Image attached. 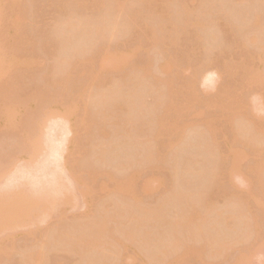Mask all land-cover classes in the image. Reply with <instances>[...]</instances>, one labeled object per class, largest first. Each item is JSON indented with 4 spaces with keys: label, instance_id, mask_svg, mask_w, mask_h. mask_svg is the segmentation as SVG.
<instances>
[{
    "label": "rangeland",
    "instance_id": "obj_1",
    "mask_svg": "<svg viewBox=\"0 0 264 264\" xmlns=\"http://www.w3.org/2000/svg\"><path fill=\"white\" fill-rule=\"evenodd\" d=\"M113 13L121 24L110 38L104 34L110 24L106 27L103 23ZM256 13L261 23L254 20ZM78 20L85 25H96L102 20L101 28L103 24L106 30L99 33L105 37L99 36L95 25H87V30L79 28L83 37L78 35V27L71 28L77 32L68 35L67 30L71 29L67 27ZM263 24L264 0H0V104L9 103L6 115L0 114V197L5 191L17 192L19 186L28 183L24 186L28 198L19 204L10 226H5L0 216V264H17L18 260L20 263L19 258L26 254L24 246L29 251L44 240L49 245L42 246H46L45 264H147L158 253L160 243L170 247L176 238H181L182 245L178 243L175 251H166L169 256L165 253V258L160 257L165 264L169 260L170 264H237L245 255L248 262L242 264H264V205L259 204L264 202ZM61 30L65 34L57 33ZM249 32L257 34L255 41L246 39ZM89 33L94 43H88L91 48H86V44L87 50L81 49L80 55L78 40L87 38ZM59 35L68 37V47V40L63 37L59 45ZM72 38L77 49L72 46ZM81 41L79 45L88 42ZM71 46L72 60L67 58L70 63H61L64 67L60 69L59 56ZM164 62L168 66L163 70L160 65ZM118 83L122 88L120 95L111 86ZM109 86L117 90L115 98L110 93V100L101 101L103 107L98 99L101 108L88 104L93 92L97 97L104 90L113 92ZM128 90L132 100L138 101L134 107L140 108L139 112L132 108V101L125 100L129 98ZM66 108L70 110L65 111ZM103 108L109 110L104 113H111L103 115ZM63 110L69 112L65 115L71 113L68 119ZM248 117L255 123L247 125ZM35 120L42 123L40 134H45L47 147L40 143L43 154L40 149L39 159L36 156L26 163L24 157L29 150L23 139L33 133L31 123ZM161 120L163 126L159 130L157 124ZM207 122L211 124L209 128ZM175 123L184 125V131L175 130ZM146 149L150 156L145 157L149 155ZM34 161L35 169L29 170ZM54 168L57 184L50 181ZM30 178L44 183L33 186V182L30 186ZM25 180L27 183L21 184ZM122 184L132 186L134 200L130 193L117 187ZM174 192H178L175 200ZM188 192L192 193L187 195L189 198ZM167 197L171 200L167 201ZM183 197L185 203L180 205ZM162 200L169 203L164 205ZM159 203L164 208L158 218L128 221L131 213L141 216L140 206L153 210ZM30 205L32 212L28 210ZM183 210L199 218L188 222V226L186 220L176 225L173 222L177 217L187 215L179 216ZM108 213L113 221L110 216L105 217ZM103 215L109 220L105 235L101 236L106 242L101 237L100 240L108 244L91 249L87 245L92 235L85 233ZM120 217L125 218L122 226ZM203 218L207 219L200 224ZM90 222L91 227L84 224ZM197 225L203 226H199L203 234H194ZM126 226L135 229V236L127 240L123 233ZM63 227L66 229L62 232L72 237L81 235L84 244L76 243V250H71L74 244L69 249L73 239L70 237L69 241L63 235L64 240L59 232ZM188 229L195 237L190 236ZM47 231L50 232L46 234ZM53 234L60 240L53 242ZM213 237L231 243L218 253L210 249ZM163 238L167 240L162 241ZM133 240L137 241L132 243ZM53 243L59 245L52 246ZM118 249L120 258L116 255V262L112 258ZM102 253L105 258L97 260ZM158 260L148 264H160Z\"/></svg>",
    "mask_w": 264,
    "mask_h": 264
},
{
    "label": "bare ground",
    "instance_id": "obj_2",
    "mask_svg": "<svg viewBox=\"0 0 264 264\" xmlns=\"http://www.w3.org/2000/svg\"><path fill=\"white\" fill-rule=\"evenodd\" d=\"M109 12H110V11H109ZM111 13H112V12H111ZM106 14H107V13H105V15H106ZM109 14H110V13H109ZM114 14H115V13H113V15L111 14V16H109V15L106 16V17H105V18H106L105 23H103V21H104L105 18L103 19V21H102V20H99V21L97 20V21L100 22V23H101V21H102V23H103L104 25L107 24V23L110 24V27L107 28L108 33H107V32L104 33L105 30H106V28H104L103 24H102V28H101V24H100V23H97L98 25H97V24L95 25V24L92 23V25H95V29H96L97 31L99 30L98 33H99V32H102V34H103V33H104V34H109V35H106V37H107V36H110V38H111V37L113 38V36L116 35V33H117L118 30H119L118 28H120V24H121V23H120L119 20L115 17ZM256 14H258V13H256ZM112 16H114V17L112 18ZM108 17H109V19H108V22H107V18H108ZM110 17H111V18H110ZM253 17H254V16H253ZM259 17H260V16H259V14H258V16H255V17H254V20H256V21L259 20V21H260V18H259ZM114 18H115V20H113ZM110 19H112V20H110ZM109 20H110L111 23L109 22ZM116 20H117V21H116ZM76 21H77V20H76ZM76 21H75V22H76ZM78 21H79V20H78ZM75 22L72 21L73 24H71V27H70V26H68V27L66 26V27H67V29H71V28L75 29V28L78 27V29H76L78 32H77V31H74V30H72V29H71V32H69L70 30H67L66 27H64V28L68 31V32H67L68 35H71V34H73V33L75 34V32H77L78 35H80V36L83 37V34H82L83 32H81V29H79V28L82 27V28H84L85 30H87V27H88L87 25H90V28H91V27H94V26H92V25L89 24V23L86 24V25L83 24V22H81V20H80L77 24H76ZM67 23H69V21H68ZM74 23H75V24H74ZM86 23H87V22H86ZM118 23H119V24H118ZM260 23H261V21H260ZM260 23H258V25H259ZM109 24H107V25H105V26L107 27V26H109ZM67 25H69V24H67ZM118 25H119V26H118ZM263 27H264V24H263ZM103 28H104L105 30H104ZM116 29H118V30L115 31ZM85 30H84V34H85V32H86ZM89 30H90V29H89ZM100 30H101V31H100ZM63 31H64V30H63ZM63 31H62V30H61V32H60V31H57V33L60 34V33H62ZM73 31H74V32H73ZM92 31H94V32L96 33L95 30H92ZM65 32H66V31H65ZM79 32H80L82 35L79 34ZM89 32H91V30H90ZM77 33H76V34H77ZM95 33H93V35H94ZM98 33H97V34H98ZM62 34H65V33H62ZM91 34H92V33H89V34H87V36H88V35H91ZM99 34H100V35H99ZM99 34H98L99 36H101V37L103 36L101 33H99ZM95 35H96V34H95ZM98 35H97V36H98ZM254 35H255V34L252 35V34L249 32V34H248V36H247L246 39H247L248 41H249V40H250V41H255V39H256L255 37L257 36V34H256V36H254ZM57 36H58V35H57ZM59 36H60V37L58 38V40L61 38L60 41H58V42H59V45H60V42H61V40H62V37L64 38L65 41L68 40V37H66V36H65L66 39H65V37H64L63 35H62V36L59 35ZM75 36H76V35H75ZM80 36H79V37H80ZM97 36H95V37H97ZM99 36H98V37H99ZM76 37H78V36H76ZM79 37H78V38H79ZM88 37H89V36H88ZM88 37H87V38H88ZM92 37H93V36H92ZM98 37H97V38H98ZM103 37H105V36H103ZM257 37H258V36H257ZM78 38H76V39H78ZM84 38H85V39H84ZM84 38H80V41L78 40V43H79V44L82 43V41H81L82 39H83V42H86V40H88V42L83 43V44H82L83 46H82V45H79V44L77 45V46H79V47L81 46V47H83V48H81V47L78 48V47H76V45L74 46V43H73V42H75V40H74V38H72V39H73V41H72V44H73V45H72V46H74V49H77V48H78L77 50H79V51H78L79 53H80V52H81V53L83 52V51H81V49H82V50L84 49V51H86V50H87V49H86L87 47L90 46L89 48H91L92 45H90V44H91V43H94V42H93L94 40L91 41L92 38L89 37L90 40H89V38L87 39L86 36H85ZM108 38H109V37H108ZM95 39H96V38H95ZM211 39H213V38H211ZM84 40H85V41H84ZM62 43H63V45H61V47H62V46L64 47V42H62ZM67 43H69V40H68V42H66V45H67V47H68V44H67ZM76 43H77V42H75V44H76ZM88 43H90V44H88ZM86 44H88V46H86V48H85V45H86ZM66 45H65V46H66ZM69 46H70V45H69ZM72 46L69 47V48H70L69 50H67L68 48L66 47V49L64 50V53L61 52L62 54H60L61 56H59V59H60V57H61V59L58 60V62H57V65L60 64V65H59V66H60V69H62V68L64 67V66L62 65L63 63L68 62V59L70 60V58H72V55H71V54H72V51H73ZM59 48H60V47H59ZM60 49H62V48H60ZM60 49H58V50H60ZM85 49H86V50H85ZM77 50H74V52L77 53ZM70 51H71V52H70ZM59 52H60V51H59ZM67 52H68V53H67ZM65 53H67V54H65ZM69 53H70V55H69ZM81 53H80V55H81ZM77 54H78V53H77ZM58 55H59V54H58ZM62 55H63V56H62ZM67 55H68V57H66ZM0 56H1V55H0ZM75 56H76V54H75ZM69 57H70V58H69ZM73 57H74V56H73ZM76 57H77V56H76ZM67 58H68V59H67ZM117 59H118V57H117ZM119 59H120V58H119ZM71 60H72V59H71ZM71 60H70V61H71ZM121 60H122V59H121ZM0 61H1V60H0ZM59 61H60V62H59ZM70 61H69L68 63H70ZM108 62H109V61H108ZM61 63H62V64H61ZM164 63H165V64H164ZM164 63L162 64V66L160 65V67H161L160 69H163V70H164L165 68H167L168 65H166V62H164ZM167 64H168V63H167ZM57 65H56V66H57ZM62 66H63V67H62ZM65 66H66V64H65ZM164 67H165V68H164ZM56 68H59V67L57 66ZM139 85H140V84H139ZM111 86H113V87L115 86L114 88H116L118 91H117L116 89H113ZM111 86H109L108 88H109V89H113V92H111V91L109 92V90H107L108 92H106L105 90H104V92L101 91L102 93H101L100 91H98V92H100V94L97 92V93L99 94V97H100V98L97 97V96H96V93L93 92L92 95H91V97H90V96L88 97V98H90V99H89V100L87 99V101H89L88 104H89V105H92V106H94L93 104H95V105L97 104L96 106H98V103H97V102L100 101V104H101V101H104L105 99L108 101V99H109V97H110V95H109L110 93H113V95L111 94V97L113 96V98H115L116 96L114 95V93H116V92H114V91H117V93H118V92H120V89L122 90V88L120 87L121 85H120L119 83H118L117 85H116V84H113V85H111ZM118 86H119V87H118ZM117 87H118V88H117ZM122 87H123V86H122ZM129 90H130V89H129ZM129 90H128V92L126 93V94L129 95V96H128L129 98H126L127 95L124 94V95H125V98H126L125 100H127V101L130 100V102L132 101L131 104L134 103V105L132 106V108H133V107L135 106V104H137L138 101L135 103V102H134L135 100H132V99H134V98L131 97V96H132V92H129ZM131 90H132V89H131ZM131 90H130V91H131ZM117 93H116V95H117ZM124 93H125V92H124ZM133 93H134V92H133ZM94 94H95V96H94V98H92ZM118 94L120 95L121 92L118 93ZM130 94H131V96H130ZM134 94H135V93H134ZM95 97H96L97 99H96ZM130 98H131V99H130ZM135 98H137V97H136V94H135ZM91 99H93V100H91ZM94 99H95V100H94ZM98 99H99V101H97ZM128 99H129V100H128ZM109 100H110V99H109ZM90 101L92 102L91 104H90ZM94 102H95V103H94ZM6 103H7V102H6ZM106 103H107V102L105 101V104H106ZM127 103H129V102H127ZM7 104H9V103H7ZM7 104H5V102H3V103L1 102V104H0V114H2V115H6L4 112H5L6 108L8 107ZM100 104H99V105H100ZM101 105H102V104H101ZM103 105H104V103H103ZM103 105H102L101 107H103ZM106 105H107V104H106ZM129 105H130V104H129ZM140 106H141V105H140ZM86 107H87V105H86ZM98 107H99V106H98ZM101 107H99V108H101ZM104 107H105V106H104ZM136 107H138V106H136ZM54 108H55V107H54ZM57 108H58V107H57ZM129 108H131V106H129ZM134 108H135V107H134ZM68 109H69V108H66L65 111H67ZM61 110H62V109H61ZM69 110H70V109H69ZM69 110H68V111H69ZM101 110H102V109H101ZM101 110H100V111H101ZM107 110H108V109H107ZM107 110H105V109L103 108L102 111H103V113H104V112L107 111ZM132 110H133V109H132ZM135 110H138L137 112H139V111H140V108H135ZM59 111H60V110H59ZM59 111L57 110L56 112H59ZM65 111L63 110V112H64V115H63V116H67V119H68V117H70V114H71V113H70L69 115H67L69 112H65ZM108 111H109V110H108ZM127 111H128V110H127ZM70 112H71V111H70ZM128 112H129V111H128ZM128 112H127V113H128ZM130 112H131V110H130ZM65 113H67V114L65 115ZM97 113H99L100 115L103 114V113L99 112V110H98ZM110 113H111V112H109V113H104L103 115H106V114L108 115V114H110ZM128 115H129V114H128ZM7 117H8V116H7ZM248 118H249V119H248ZM248 118H247V120H248V124H247V125H250V124H254V123H255L254 120H253V123L250 122L251 119H253L252 117H248ZM250 118H251V119H250ZM67 119H66V121H68V123H67V122H65V123L68 124L67 126H68L69 129H67V127H65V128L69 131V130H70V127H69L70 125H69V120H67ZM247 120H246V121H247ZM71 121H72V120H71ZM71 121H70V122H71ZM249 123H250V124H249ZM31 124H33V127H32V129H31V125H30V126H29V127H30L29 129H31L33 133H29V135H30V136H29V135H25L24 132H23V135H25V136H24V139H23V142H24V144L27 145V148H28V150H29L28 153H26V154L24 153V154H25L24 159H26V163H30L32 160H34V158H36V156H37V160H38V159H39L38 156L40 157L41 154H43V150H42L43 146H44V147H47V146L44 145L46 141L44 142V139H43V137L45 138V136H44L45 134H44V135L40 134V133H41L42 123H41V122H38L37 120H35V121H33V123H31ZM71 124H72V123H71ZM173 125H174V124H173ZM175 125H176V126H173V128H175V130L177 129V131H181V132L184 131L183 128H182L184 125H183V126H182V125H177L176 123H175ZM206 125H208V128H209V125H211V124L207 122ZM65 126H66V125H65ZM162 126H163V121H162V120H161V121H158V124H157L158 129H159L160 127H162ZM181 126H182V127H181ZM247 127H248V126H247ZM184 128H185V126H184ZM208 128H207V129H208ZM210 128L212 129L211 126H210ZM179 129H182V130H179ZM211 129H210V131H211ZM64 130H65V129H64ZM67 130H66V131H67ZM159 130H160V129H159ZM66 131H65V132H66ZM210 131H209V132H210ZM27 132H28V131H27ZM29 132H30V131H29ZM158 132H159V131H158ZM39 134H40V135H39ZM23 135H22V136H23ZM39 136H41L40 138H42V139H40L41 142H38V141H37V139L39 138ZM46 138H47V137H46ZM42 140H43V141H42ZM43 142H44V143H43ZM48 142H49V141H48ZM62 142H63V141H62ZM62 142H61V143H62ZM36 143H37V145H36ZM40 143H41V144L43 143V146H42ZM61 143H60V144H61ZM24 144H22V145L24 146ZM39 144H40V145H39ZM61 145H62V144H61ZM41 146H42V147H41ZM57 146H59V145H57ZM39 147H40V148H39ZM53 147H54V146H53ZM55 147H56V146H55ZM62 147H63V146H62ZM38 148H39V149H38ZM50 148H51V146H50ZM50 148H49V151L51 152ZM60 148H61V147H60ZM60 148H58V149H60ZM148 148H149V147H148ZM37 149L39 150L38 152H37ZM40 149L42 150L41 154H40V151H41ZM53 149L55 150V152L61 151V150H57V151H56L55 148H53ZM61 149H62V148H61ZM44 150L46 151L45 148H44ZM146 151L148 152L149 155H146V154H145V157H146V156H150V155H151L150 152H149L147 149H146ZM147 152H146V153H147ZM44 153H45V152H44ZM151 153H152V152H151ZM24 154H23V156H24ZM52 154L55 155V154H57V153H54V152L52 151ZM52 154L49 153V155H52ZM59 154H60V153H59ZM236 154H237V153L235 152V155H236ZM45 155H46V154H45ZM45 155H44V156H45ZM235 155H234V156H235ZM57 156H58V155H57ZM47 157H48V156H47ZM22 158H23V157H22ZM40 159H42V158H40ZM37 160H36V161H37ZM43 160H44V159H43ZM19 161H20V160H19ZM21 161H22L23 163H25L24 160L21 159ZM36 161H34L35 163L32 162V164H30L31 166H29V168L31 167L32 169H35L34 164H36ZM26 163L24 164V166L26 165ZM123 163H124V162H123ZM20 165H22V164H20ZM20 165H18V166H20ZM32 165H33V167H32ZM16 167H17V166H16ZM36 167H37V165H36ZM212 167H213V166H212ZM29 168H28V169H29ZM31 168H30L29 170H31ZM41 168H42V167H41ZM44 168H45V167H44ZM46 168H47V167H46ZM39 169H40V168H39ZM213 169H214V168H213ZM14 170H15V169H14ZM22 170H24V168H23ZM22 170H20V171H19V170H18V171L15 170V171H17V172H23ZM43 170H44V169H43ZM43 170H42V171H43ZM52 170H53V169H52ZM60 170H61V169H59V171H60ZM56 171H57V170H56ZM31 172H32V171H31ZM44 172H45V171H44ZM50 172H51V171H50ZM53 172H54V173H53ZM57 172H58V171H57ZM212 172H213V171H212ZM212 172H211V174H212ZM29 173H30V171H29ZM33 173H34V172H33ZM26 174H27V173H26ZM44 174H46V173H44ZM51 174H52V175H51ZM54 174L56 175L55 168H54V171H52V172L50 173V175L53 177V179H51L50 181H52L53 183L55 182V184H57V183H58L57 181H58L59 178H58V179H57V177L55 178V175H54ZM19 175H21V174L19 173ZM30 175H31V174H30ZM30 175H29V176H30ZM33 175H34V174H33ZM50 175H48V176H50ZM53 175H54V176H53ZM48 176H47V177H48ZM56 176H57V175H56ZM18 177H19V176H18ZM20 177H21V176H20ZM20 177H19V178H20ZM24 177H25V175H24ZM26 179H27V178H26ZM55 179H56L57 181H56ZM30 180H31V183H32V184L30 183V186H32V185L34 184L33 182H35V184H36V183H38V184L40 183V180H39V182H38L37 180L33 181L31 178H30ZM48 180H49V178H48ZM48 180H47V181H48ZM17 181H18V180H17ZM20 181H21V180H20ZM26 181H27V180H25L24 182L22 181L21 184H25ZM26 183H27V182H26ZM43 183H44V182H43ZM43 183H42V184H43ZM46 183L49 184L50 182H46ZM53 183H52V184H53ZM38 184L33 185V186H38ZM40 184H41V183H40ZM42 184H41V185H42ZM50 184H51V183H50ZM25 185H28V183L25 184ZM25 185H23V186L21 185L22 187L19 186L20 189L18 188L17 192H16V191H12V192H11V191H5V193L7 192V194L3 193V195H1L2 198L0 197V216L3 217L2 221H3V223L5 224V226H7L8 223L13 222V220H11V219L16 218V216H17V214H18V206H19V204L22 203V202H25V201L27 200V198H28L27 195H26L25 189H24V186H25ZM261 185L264 186V179H263V182L261 181ZM15 186H17V185H15ZM148 186H149V185H147V187H148ZM117 187L120 188L121 190H126L127 193H130V194L132 195V196H131V199L134 200L135 197H134V192L132 191L133 188H132L131 185H129V184H125V185H123V184H122V185H117ZM21 188H23V190H22ZM15 189H16V187H15ZM7 190H11V189H7ZM13 192H14L15 194H14ZM11 193H12V194H11ZM127 193H126V194H127ZM189 193H190V192H188V194H186V197H187V198H189V196H187V195H190V196H191V194L193 193V191H192V193H190V194H189ZM8 194H10V195H8ZM175 194H178V192H177V193L174 192V197L172 196V199L174 198V200H175V198H178V197L175 196ZM4 195H5V196H4ZM6 195H7V196H6ZM127 195H128V194H127ZM169 196H171V195H169ZM181 196H182V195H181ZM170 198H171V197H170ZM181 198H182V197H181ZM181 198H179V200H181ZM184 198H185V197H183L182 201H180V203H179L180 205H183L182 202H184V201L186 200V199H184ZM164 199H166V198H164ZM170 200H171V199H169V197H167V201H170ZM163 201H164V200H162V203H163ZM165 201H166V200H165ZM172 201H173V200H172ZM231 201H232V199H231ZM233 202L237 203L236 201H233ZM233 202H231V203H233ZM136 203H137V201H136ZM162 203H159L161 206L158 204L157 207H158V206H159V207H158V208L156 207V209L153 208V210H152V208H151V209H147L146 207H145L146 209H140V208H143V207L140 206V207L138 208V210H140V212H141V216L139 217V215H136V214H138V213L134 214V213H131V212H130L131 215L129 216L128 221H129V222H132V223H133V222H134V223H135V222H136V223H139V221H141V222H142V221H145V220H147V219L150 218V217H156V216L159 214L160 209H163V208H164V205H166V204L169 203V202H167V203H163L164 205H163ZM184 203H185V202H184ZM260 203L264 205V202L259 201V204H260ZM17 204H18V205H17ZM130 204H131V203H130ZM134 204H135V202H134ZM233 204H234V203H233ZM237 204H238V203H237ZM131 206H133V205L131 204ZM36 207H37V206H36ZM36 207H34V208H36ZM135 207H138V206L135 204ZM28 208H29L28 210H30V211L32 212V208H33V207L30 205V207H28ZM119 208H120V207H118V208L115 209V210L117 211ZM128 208H130V207H128ZM131 208H132V207H131ZM133 208H134V207H133ZM121 209H122V208H121ZM122 210H123V211H124V210L126 211V209H122ZM134 210H137V209H134ZM134 210H133V212H134ZM120 211H121V210H120ZM128 211H129V210H128ZM131 211H132V210H131ZM183 211H184V210H183ZM118 212H119V211H118ZM118 212H116V213H118ZM140 212H139V213H140ZM106 213H107V212H106ZM110 213H111V212H110ZM113 213H114V212H113ZM113 213H112V215H113ZM121 213H122V211H121ZM124 213H128V214H129V212H127V211L124 212ZM185 213H186V211H184V213L180 214L179 216L184 215ZM186 214H187L188 216H187V215H186V216L184 215L183 217H177V218L174 220L175 222H173V223H175L176 225H179V224L182 223V222L184 223V221L186 220V222H187L186 224H187V226H188V224H190V223H188V222H191V223L193 222V223H194V221L197 220V219L199 218V217L195 216V215L192 214V213H186ZM189 214H191V215H189ZM217 214H218V216H219V213H217ZM114 215H115V214H114ZM104 216H105V215H103V219L100 217V218H99L100 221H99V222H95L94 226L91 225L92 227L90 226L91 222H90V223H84V224H87V226L89 225V226L91 227V228L89 227V228H90V229L88 230L89 232L86 231V233H85V232H82V231H81L83 234H84V233H85L86 235L89 234L88 236H91V235H92V236H91V239H90V241H89V244H90V245H87V246H92L91 249L95 246L94 249L97 250L98 245H99L100 248H101V247H102L101 245H103V244H108V243H104V242H103V241H105V240H104V238H102V237L105 235V234H104V233H105L104 230H105V231L107 230V229H106L107 227L105 228V226L107 225V224H105V223H106V220H107V221L109 220L108 218L111 217V214L108 213V216H105V217H108V218H105ZM109 216H110V217H109ZM229 216H230V215H229ZM229 216H228V217H229ZM117 217H118V215H117ZM117 217H115V218L118 219ZM158 217H159V215H158ZM158 217H156V218H158ZM120 218H121V217H120ZM184 218H185V219H184ZM226 218H227V217H226ZM111 219H114V217L112 216V217L110 218V221H113V220H111ZM122 219H125V218L122 217L121 220L119 219V220H120V224H121ZM183 219H184V220H183ZM206 219H207V218H203V220H201V223H200V222H199V223L202 224V222L205 221ZM229 219H230V217L228 218V220H229ZM101 220H102V221H101ZM104 220H105V221H104ZM92 221H93V220H92ZM116 221H117V220H114V223H115V224H116ZM129 222H128L127 224H130ZM152 222L154 223L153 220H152ZM156 222H157V220H156ZM118 223H119V222H117V224H118ZM122 223H123V221H122ZM124 223H125V222H124ZM147 223H148V222H147ZM244 223H246V222L244 221ZM13 224H14V223H13ZM84 224H83V225H84ZM92 224H93V223H92ZM120 224L117 225V226L120 227ZM141 224H144V223H141ZM186 224H184V225H186ZM195 224H196V223H195ZM197 224H198V223H197ZM122 225H124V224H121V226H122ZM125 225H126V223H125ZM130 225H131V224H130ZM149 225H150V224H149ZM181 225H182V224H181ZM181 225H180V226H181ZM8 226H10V225L8 224ZM117 226H116V227H117ZM133 226H135V225H133ZM133 226H129V227H131V228H129L128 226H126V227H128V229H126V227H125L126 230L123 231V233H124V235H125V236L123 235V236L125 237V240H127L128 238L130 239V238H132V237L135 236V235L133 236V230H135V229H133ZM199 226H202V225H199ZM199 226L197 225V229L194 228V229H195V230H194V234H195V232H197V233H198V231L200 232V230H201L202 232L204 231V230L200 229ZM81 227L83 228V226H81ZM84 227H86V226H84ZM119 227H117V228L120 229L121 227H120V228H119ZM135 227H136V226H135ZM139 227H140V225H139ZM146 227H147V226H146ZM87 228H88V227H86V229H87ZM122 228H123V227H122ZM122 228H121V229H122ZM137 228H138V227H137ZM201 228H203V226H202ZM52 229L55 230V227L52 228ZM63 229H64V227H63V228L61 229V231H59V232L61 233L62 237H63V235H66V236H67V240L69 239V241H70V237H72V236L68 235V232H66V231H65V232H62ZM65 229H66V228H65ZM65 229H64V230H65ZM84 229H85V228H84ZM84 229H83V231L86 230V229H85V230H84ZM121 229H120V231H122ZM138 229H139V228H138ZM49 230H51V229H49ZM123 230H124V229H123ZM136 230H137V229H136ZM188 230H190L189 232H192V235L190 234V236H192V237L194 236V237H195V235H193V231H192L191 229H188ZM148 231H149V230H148ZM205 231H206V230H205ZM48 232H50V231H47L46 234H47ZM52 232H54V231L52 230L51 233H52ZM81 232H80V234H81ZM87 232H88V233H87ZM140 232H141V231H140ZM143 232H145V231H143ZM202 232H200V233L203 234ZM206 232H207V231H206ZM51 233H49V234H50L51 237H52V234H51ZM56 233H58V230L56 231ZM60 233H59V235H60ZM69 233H70V232H69ZM200 233H199V234H200ZM85 234L82 235L83 238H84V236H85V238H86V235H85ZM138 234H139V232H138ZM143 234H144V233H143ZM146 234H148V233L146 232V233L144 234V236H145ZM201 234H200V235H201ZM205 234H206V233H205ZM205 234L203 235L204 237H205L207 234H209V232H207L206 235H205ZM50 235H48V236H50ZM136 235H137V234H136ZM45 236L47 237V235H45ZM54 236H55V235L53 234V238H54V239H53V240H54L53 242H55L57 235H56L55 237H54ZM68 236H69V237H68ZM101 236H102V237H101ZM140 236H141V235L139 234V238H140ZM147 236H149V235H147ZM175 236H177V235H175ZM198 236H199V235L196 234V237H198ZM208 236H209V235H208ZM208 236H207V238H208ZM216 236L218 237L217 234H216ZM51 237H50V238H51ZM59 237H60V236H59ZM59 237H58V239H57L56 241L60 240ZM100 237L103 239V241L100 240ZM126 237H127V238H126ZM137 237H138V236H137ZM150 237H151V236H150ZM150 237H149V238H150ZM160 237H161V236H160ZM162 237H164V234L162 235ZM167 237H169L168 234H167ZM217 237H213L214 240H213V239L210 240V241H211V243H210V246H211L210 249L213 248V251H215V252H218V251L221 252V250L224 249V248H227V247L229 246L228 244H230L231 242L228 241V242H230V243H227V242L225 241L226 239H223V238H222L223 241H222V240H217V239H215V238H217ZM63 238H64V237H63ZM83 238H82V240H83ZM89 238H90V237H89ZM89 238H88V239H89ZM141 238H142V236H141ZM145 238H148V237H145ZM154 238H155V237H154ZM154 238H153V239H154ZM174 238H175V237H174ZM179 238H180V237H179ZM209 238H211V236H209ZM218 238H219V237H218ZM44 239H45V238H44ZM44 239H43V240H44ZM71 239H73V240H72V244H71L72 246L70 245L71 242L69 243V241H68V242L65 241V242H66L65 245H67V243H68V244H69L68 247L71 246V247H69V249L72 248V247H73V244H74V247H75V248H72L71 250H73V249L76 250V249H77V246H75L76 243H78V244H77L78 246H80L79 244H82V243H83V241H80V240H81V235H80L79 237H78L77 235H75V236H73ZM143 239H144V238H142V240H143ZM150 239L152 240V238H150ZM157 239H158V238H156V240H157ZM163 239H164V240H162V241H165V239L167 240V238H163ZM219 239H220V238H219ZM43 240H42V243H43ZM61 240H62V239H61ZM64 240H65V238H64ZM148 240H149V239H148ZM168 240H169V239H168ZM176 240H177V238H176ZM176 240H175V241H171L170 247H168L169 245H168L167 247H165L162 243L159 244V243L156 241V242L159 244L158 247H157V248H158V251H157V252H158L159 254L156 252L157 254H156L155 256L153 255L152 260H157V259H159L161 262L158 260V263H159V262H160V264L163 263L164 259L162 260V258H160V257L165 258V257H164L165 253L168 254V256H169V253L166 252L169 248H170V249L168 250L169 252H170L171 249L175 251V247H179V246H177L178 243H179L180 245H182V244H181V238H180V240H177V241H179V242H177ZM207 240H208V239H207ZM73 241H74L75 243H74ZM135 241H137V240H135ZM135 241L133 240L132 243H134ZM138 241L141 243V240H138ZM210 241H209V242H210ZM65 242H64V243H65ZM80 242H81V243H80ZM105 242H106V241H105ZM127 242H129V241H127ZM143 242H144V240H143ZM146 242H147V241H146ZM159 242H161V239H160ZM172 242H173V243H172ZM46 243H47V240H46ZM46 243H45V240H44V243H43V244H46ZM56 243H57V242H56ZM101 243H103V244H101ZM36 244H37V243H36ZM43 244H40V245L38 244L37 246L34 245L35 247H32L33 245L31 244L32 249L30 248L29 251H26L27 245H26V247L24 246V247H23L24 250H23V248H22L21 251H22V250H23V252L25 251L26 254H24V255H25V257H24V256H22V255H23V252H21L22 254H20V256H22V257L19 258V259H20L21 261H22V259H23V261H22V262L20 261V263H21V264H45V262L47 261V259H46L47 257H46V253H44V252L46 251V250H44V248H45L46 246H45V247H42V246H44ZM83 244H84V243H83ZM86 244H88L87 241H86ZM129 244H130V243H129ZM135 244H136V243H135ZM144 244H145V243H144ZM144 244H143V245H144ZM148 244H149V243H148ZM148 244H147V246H148ZM151 244H152V243H151ZM151 244H150V245H151ZM155 244H156V243H155ZM167 244H169V242H168ZM46 245H47V244H46ZM55 245H56V244H55ZM55 245H54V243H53L52 246H55ZM57 245H59V244H57ZM57 245H56V246H57ZM65 245H64V246H65ZM140 245H141V244H140ZM165 245H166V244H165ZM227 245H228V246H227ZM28 246H29V245H28ZM47 246L49 247V245H47ZM103 246H104V245H103ZM133 246H134V245H133ZM145 246H146V244H145ZM145 246H144V247H145ZM226 246H227V247H226ZM65 247L68 249L67 246H65ZM191 247H192V246H191ZM203 247H204V246H203ZM102 248H105V247H102ZM154 248H155V247H154ZM205 248H206V247H204V250H205ZM207 248H209L208 244H207ZM28 249H29V247H28ZM28 249H27V250H28ZM69 249H68V250H69ZM94 249H93V250H94ZM98 249H99V248H98ZM116 249H117V248H116ZM134 249H135V248H134ZM155 249H156V248H155ZM155 249H154L153 252H155ZM188 249H189V248H187V250H188ZM190 249H191V248H190ZM75 250H74V252H75ZM87 250L90 251V248L87 249ZM101 250H102L103 252H104V250H105V252L108 253V251H106V249H104V250L101 249ZM101 250H100V251H101ZM152 250H153V248H152ZM152 250H150V251H152ZM91 251H92V250H91ZM112 251H113V250H112ZM118 251H119V252H118ZM150 251L146 252L147 255H148V253H149ZM174 251H171V253H173ZM188 251H189V250H188ZM190 251H192V249H191ZM25 252H24V253H25ZM72 252H73V251H72ZM92 252H93V251H92ZM94 252H95V250H94ZM96 252H97V251H96ZM96 252H95V253H96ZM113 252H114V251H113ZM115 252H117V253L115 254ZM115 252H114V256H113L112 259H115L117 256H119V258H120V254H119V253H120V250H119V249H118L117 251L115 250ZM211 252H212V251H211ZM219 252H218V253H219ZM89 253H90V252H89ZM89 253H88V255H89ZM95 253H92V254H94V256H96L97 254H95ZM100 253H101V252H100ZM110 254H113V253L110 252ZM151 254H153V253H151ZM213 254H214V253H213ZM116 255H117V256H116ZM147 255H146V256H147ZM172 255H173V254H172ZM90 256H91V255H90ZM92 256H93V255H92ZM97 256H98V255H97ZM111 256H112V255H111ZM115 256H116V257H115ZM149 256H150V255H149ZM149 256H147V257H149ZM166 256H167V255H166ZM170 256H171V254H170ZM99 257H100V256H99ZM114 257H115V258H114ZM244 257H245V259H243V256H242L241 258H239L237 264H242L243 262H248V257H247L246 255H245ZM246 257H247V258H246ZM24 258H25V259H24ZM103 258H105V257L103 256V253H102V258H101V257H100V258H97V260H101V261H102ZM45 259H46V260H45ZM95 259H96V258H94L93 260H95ZM107 260H109V259H107ZM107 260H105L104 262H107ZM115 260H116V259H115ZM115 260H114V261H115ZM146 260H147V259L145 258V261H146ZM148 260H149L150 262H152V260H150V258H149ZM172 260H174V259H172ZM245 260H247V261H245ZM89 261H90V260H89ZM18 262H19V260H18ZM18 262H17V264H20V263H18ZM92 262L94 263V261H92ZM92 262H91V264H92ZM96 262H99V261H96ZM111 262L113 263V260H111ZM116 262H117V260H116ZM116 262H115V263H116ZM150 262H146V263L148 264V263H150ZM169 262H170V260L167 261L166 264H170ZM100 263L102 264L103 262H100ZM109 263H110V262H109ZM109 263H107V264H109ZM155 263H156V262H155ZM79 264H80V263H79ZM81 264H82V263H81ZM96 264H97V263H96ZM105 264H106V263H105ZM110 264H111V263H110ZM113 264H114V263H113ZM117 264H118V263H117ZM151 264H152V263H151ZM163 264H165V261H164Z\"/></svg>",
    "mask_w": 264,
    "mask_h": 264
}]
</instances>
